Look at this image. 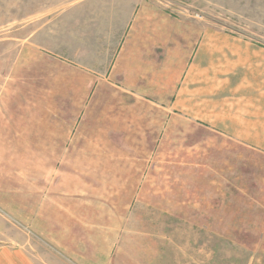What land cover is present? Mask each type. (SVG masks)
<instances>
[{"label": "rangeland", "instance_id": "1", "mask_svg": "<svg viewBox=\"0 0 264 264\" xmlns=\"http://www.w3.org/2000/svg\"><path fill=\"white\" fill-rule=\"evenodd\" d=\"M137 2L175 41L125 85L34 39L67 0H0V242L50 263L264 264V0Z\"/></svg>", "mask_w": 264, "mask_h": 264}, {"label": "crops", "instance_id": "2", "mask_svg": "<svg viewBox=\"0 0 264 264\" xmlns=\"http://www.w3.org/2000/svg\"><path fill=\"white\" fill-rule=\"evenodd\" d=\"M67 1V7L58 8L52 17L53 27L50 20L45 26H39L34 39L37 34L38 37L47 35L48 51L90 70L92 73L87 76V84L127 85L137 81L130 80L132 78H138L137 83H140L145 72L158 69L159 46L168 48L170 39L174 47V19L152 5L137 0ZM42 14L52 13L45 11ZM54 29L56 32L52 34ZM62 29L70 30L69 37L65 34L60 36ZM69 47L70 53L64 55ZM202 48L206 50L205 45ZM24 53H27L26 46ZM116 68L119 74L113 76ZM130 69L133 75L128 71ZM252 121L256 120H248L246 125L257 127ZM58 261L59 264H67L63 260L50 263L23 246L0 242V264H56Z\"/></svg>", "mask_w": 264, "mask_h": 264}]
</instances>
